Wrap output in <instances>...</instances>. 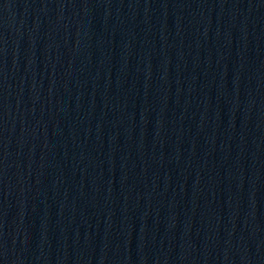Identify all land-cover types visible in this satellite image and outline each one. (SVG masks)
Wrapping results in <instances>:
<instances>
[{
	"label": "water",
	"instance_id": "1",
	"mask_svg": "<svg viewBox=\"0 0 264 264\" xmlns=\"http://www.w3.org/2000/svg\"><path fill=\"white\" fill-rule=\"evenodd\" d=\"M0 264H264V0H0Z\"/></svg>",
	"mask_w": 264,
	"mask_h": 264
}]
</instances>
